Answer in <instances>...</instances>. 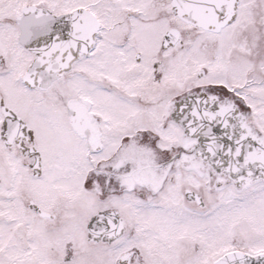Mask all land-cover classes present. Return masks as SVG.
I'll return each instance as SVG.
<instances>
[{"label": "snow or ice", "instance_id": "obj_1", "mask_svg": "<svg viewBox=\"0 0 264 264\" xmlns=\"http://www.w3.org/2000/svg\"><path fill=\"white\" fill-rule=\"evenodd\" d=\"M0 264H264V0H0Z\"/></svg>", "mask_w": 264, "mask_h": 264}]
</instances>
